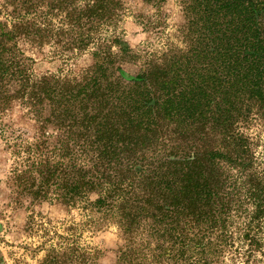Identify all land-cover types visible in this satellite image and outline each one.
I'll return each instance as SVG.
<instances>
[{"label": "trees", "instance_id": "trees-1", "mask_svg": "<svg viewBox=\"0 0 264 264\" xmlns=\"http://www.w3.org/2000/svg\"><path fill=\"white\" fill-rule=\"evenodd\" d=\"M122 7L0 0V102L19 100L38 122L9 145L14 185L114 224L113 264H225L238 235L257 264L264 158L246 127L264 123V0H190L185 48L136 74L118 66L117 37L102 41ZM54 15L66 47L91 50L81 81L32 78L19 48L22 38L47 42ZM243 216L248 227L235 229ZM46 246L42 264H59L65 252Z\"/></svg>", "mask_w": 264, "mask_h": 264}, {"label": "rangeland", "instance_id": "rangeland-1", "mask_svg": "<svg viewBox=\"0 0 264 264\" xmlns=\"http://www.w3.org/2000/svg\"><path fill=\"white\" fill-rule=\"evenodd\" d=\"M121 2V15L115 27L109 26V30L102 32L107 37L102 41L117 37L112 51L118 66L126 73L136 74L152 62L165 63L170 54L185 48L190 20L186 7L190 0ZM49 21L46 27L51 33L45 32L47 42L19 40L31 77L83 80L94 63L91 50H70L66 47L67 35H56L61 25L60 15L52 16ZM37 123L19 100L4 105L0 102V264H42L50 252L39 248L43 245L47 249L50 245L57 247L55 253L65 252L59 264H113L120 244L114 224H95L88 212L78 207L69 209L55 201H32L14 185L10 177L14 156L9 145L16 135L23 138L35 135ZM246 131L258 141L256 154L259 161L263 160L264 123L253 120L247 124ZM257 223L252 224L251 231L258 232L262 249L253 259L264 264V217ZM239 226L248 227L244 216L233 224L235 229ZM235 245L233 256L225 264H251L245 261L246 240L238 235Z\"/></svg>", "mask_w": 264, "mask_h": 264}]
</instances>
